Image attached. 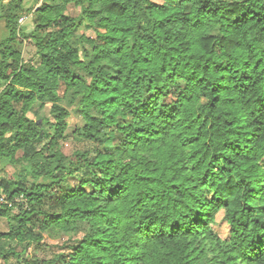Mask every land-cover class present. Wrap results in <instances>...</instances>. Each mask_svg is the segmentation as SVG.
<instances>
[{
	"label": "trees",
	"instance_id": "trees-1",
	"mask_svg": "<svg viewBox=\"0 0 264 264\" xmlns=\"http://www.w3.org/2000/svg\"><path fill=\"white\" fill-rule=\"evenodd\" d=\"M23 1L0 0V260L264 264V0H41L31 29Z\"/></svg>",
	"mask_w": 264,
	"mask_h": 264
},
{
	"label": "rangeland",
	"instance_id": "rangeland-1",
	"mask_svg": "<svg viewBox=\"0 0 264 264\" xmlns=\"http://www.w3.org/2000/svg\"><path fill=\"white\" fill-rule=\"evenodd\" d=\"M41 0H24L23 7L27 10V16L23 19L22 22H19L23 28L31 29L32 28V21H31V11L34 9L37 3ZM77 8L73 7L72 5L68 6V12L74 13ZM24 17V16H22ZM21 18V17H20ZM19 18V19H20ZM6 37V30L4 27L3 20L0 21V41ZM15 49L19 50L22 54L24 60H28L33 57L34 49L27 44L26 42H22L17 40L13 43ZM63 92V89L60 90ZM68 95H65L60 99V103L62 106L67 108L70 111V117L68 118L69 126L66 131V138L63 139L61 144V150L65 154H70L76 148H83L87 144L79 142L72 138L71 131L74 128V125H82L83 121L80 114L77 111V102L78 99L73 103H68L67 99ZM69 97V96H68ZM37 110V107L34 108ZM48 115V105L43 108L42 110L38 111V115H34L33 112H29L28 116L32 118L38 124L41 123L40 117H44ZM20 155V152L18 153ZM11 171V168L8 166H4V163L0 161V177L1 176H9L8 172ZM75 183V180H71L68 185L71 186ZM213 227L217 229L222 236H224L227 232V225L225 222L221 220V212L217 213V224H214ZM9 229V225L4 218H0V231H7ZM66 229L65 224H62V230ZM45 242H32V243H23L16 249V251L20 254L22 260H28L32 262H39L44 259H47L52 256L53 252L56 250V246L60 244V242L66 238L65 234L62 232L57 234H44ZM0 264H17V260L15 257H9L6 261L0 260Z\"/></svg>",
	"mask_w": 264,
	"mask_h": 264
},
{
	"label": "clouds",
	"instance_id": "clouds-1",
	"mask_svg": "<svg viewBox=\"0 0 264 264\" xmlns=\"http://www.w3.org/2000/svg\"><path fill=\"white\" fill-rule=\"evenodd\" d=\"M9 135H11V133H7V134L5 135V137L3 138V140H0V143H5V142H7V137H8ZM9 146H10V145H9ZM3 159H4V162L6 163L8 160H12L13 157H12V156H9V155H5V156L3 157ZM13 163H15L14 160H13ZM25 164H27V161H23V162L20 163V164H16V167H17V169H19L20 167H23Z\"/></svg>",
	"mask_w": 264,
	"mask_h": 264
},
{
	"label": "built area",
	"instance_id": "built-area-1",
	"mask_svg": "<svg viewBox=\"0 0 264 264\" xmlns=\"http://www.w3.org/2000/svg\"><path fill=\"white\" fill-rule=\"evenodd\" d=\"M24 18H25V16H24V17H21V18L19 19V22H22ZM0 199H1V198H0Z\"/></svg>",
	"mask_w": 264,
	"mask_h": 264
}]
</instances>
